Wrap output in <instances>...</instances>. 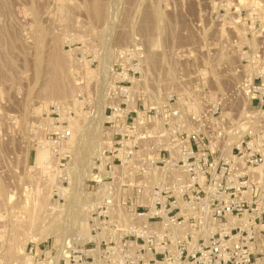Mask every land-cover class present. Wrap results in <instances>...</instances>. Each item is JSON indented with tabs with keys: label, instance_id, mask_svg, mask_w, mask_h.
Wrapping results in <instances>:
<instances>
[{
	"label": "rangeland",
	"instance_id": "1",
	"mask_svg": "<svg viewBox=\"0 0 264 264\" xmlns=\"http://www.w3.org/2000/svg\"><path fill=\"white\" fill-rule=\"evenodd\" d=\"M262 79L264 0H0V264H94L93 222L133 241L162 231L154 204L176 196L157 171L176 136L223 134L231 161L249 119L264 122ZM255 217L222 221V235L257 251ZM175 234L167 263L199 264L186 255L207 245L203 224Z\"/></svg>",
	"mask_w": 264,
	"mask_h": 264
},
{
	"label": "built area",
	"instance_id": "2",
	"mask_svg": "<svg viewBox=\"0 0 264 264\" xmlns=\"http://www.w3.org/2000/svg\"><path fill=\"white\" fill-rule=\"evenodd\" d=\"M261 82V86L253 85L251 88L254 95L251 105L257 103L258 112L264 114V80ZM114 111L118 114L121 108H115ZM250 119L242 137L230 152L231 161L223 152V134L213 135L209 139L201 134L179 133L168 168L157 171L161 176V180L160 176L158 179L161 185L168 187L167 191L176 196L174 204L169 202L172 196L167 199L162 197L154 204L152 219L161 222L153 225H164V229L150 234L142 232L144 227L140 228L141 235L133 241V236L122 235L121 231L106 233L100 222H93L91 234H95V237L91 238L93 242H98L97 249L84 250L86 260L94 264H169L167 262L175 256L172 246H177L176 243L181 240L175 234L178 227L199 222L204 226V234L197 242L207 245L193 254L187 253V260L200 256L199 264H234L237 257H240L243 264H264V248H260L259 242H264V122H252L254 117ZM239 134L234 130L231 137L238 138ZM71 136L68 130L60 133L62 141L70 140ZM207 144H213L214 149ZM192 160L195 162L190 163ZM226 173L235 178L236 183L234 187H225L223 190V176ZM183 174H186V180ZM246 178L248 183H242ZM167 191L162 193L169 194ZM225 191H234L235 196H241L240 203L236 205V202H226L223 194ZM223 203L225 207H222ZM249 213L256 216L254 224L258 222L262 227L254 237H250L257 243V251L256 245L249 248L233 237L235 229L229 235L221 233L222 221L239 219ZM188 239L194 241L189 235L186 237ZM104 245L105 250H102ZM184 253H180L179 261Z\"/></svg>",
	"mask_w": 264,
	"mask_h": 264
},
{
	"label": "bare ground",
	"instance_id": "3",
	"mask_svg": "<svg viewBox=\"0 0 264 264\" xmlns=\"http://www.w3.org/2000/svg\"><path fill=\"white\" fill-rule=\"evenodd\" d=\"M160 15V14H159ZM259 113V112H258ZM120 115V113H118V114H116V115H114L112 118H115V117H118ZM258 115V114H257ZM246 126L247 125H245V128H243V131H245V129H246ZM231 147V146H230ZM229 148V147H228ZM46 158H47V155H46V151H44V154H43V157H42V159H41V163L45 166V167H47L48 166V162L46 161ZM154 178V177H153ZM157 179H159L158 177H157ZM152 180H154V179H152ZM152 183V182H151ZM86 230V228H84V230H83V232ZM86 232V231H85ZM87 233V232H86ZM78 234H79V236H80V238H85L87 241L88 240H90L89 238H87V236H84V235H82V233H80V232H78ZM53 234H51V236H52ZM54 236V235H53ZM45 238H46V236H45ZM42 239H37L36 240V243H39V241H41ZM81 240V239H80ZM92 240V239H91ZM158 264H161V263H158Z\"/></svg>",
	"mask_w": 264,
	"mask_h": 264
}]
</instances>
